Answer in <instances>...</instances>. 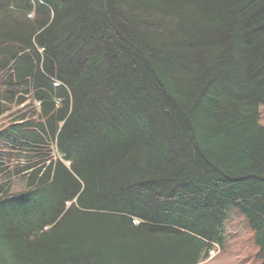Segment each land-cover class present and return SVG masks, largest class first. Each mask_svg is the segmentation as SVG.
<instances>
[{
  "label": "trees",
  "instance_id": "trees-1",
  "mask_svg": "<svg viewBox=\"0 0 264 264\" xmlns=\"http://www.w3.org/2000/svg\"><path fill=\"white\" fill-rule=\"evenodd\" d=\"M263 105L264 0H0V264H264Z\"/></svg>",
  "mask_w": 264,
  "mask_h": 264
},
{
  "label": "rangeland",
  "instance_id": "rangeland-1",
  "mask_svg": "<svg viewBox=\"0 0 264 264\" xmlns=\"http://www.w3.org/2000/svg\"><path fill=\"white\" fill-rule=\"evenodd\" d=\"M260 114L261 122L264 123V105ZM14 187L18 188L17 185ZM236 208L232 206L227 209L228 214L224 226L226 247L223 250L217 247L201 264H255L251 260V255L254 253L251 232Z\"/></svg>",
  "mask_w": 264,
  "mask_h": 264
}]
</instances>
